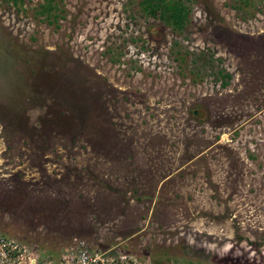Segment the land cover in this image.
<instances>
[{
	"label": "rangeland",
	"instance_id": "1",
	"mask_svg": "<svg viewBox=\"0 0 264 264\" xmlns=\"http://www.w3.org/2000/svg\"><path fill=\"white\" fill-rule=\"evenodd\" d=\"M184 1L0 0V233L264 264V0Z\"/></svg>",
	"mask_w": 264,
	"mask_h": 264
},
{
	"label": "built area",
	"instance_id": "2",
	"mask_svg": "<svg viewBox=\"0 0 264 264\" xmlns=\"http://www.w3.org/2000/svg\"><path fill=\"white\" fill-rule=\"evenodd\" d=\"M0 264H135V258L115 247L91 249L85 240L75 237L53 261L39 256L31 244L0 233Z\"/></svg>",
	"mask_w": 264,
	"mask_h": 264
},
{
	"label": "trees",
	"instance_id": "3",
	"mask_svg": "<svg viewBox=\"0 0 264 264\" xmlns=\"http://www.w3.org/2000/svg\"><path fill=\"white\" fill-rule=\"evenodd\" d=\"M136 4L144 15L157 18L174 30H181L190 17L189 6L184 0H137ZM189 112L195 118L202 114L198 105Z\"/></svg>",
	"mask_w": 264,
	"mask_h": 264
}]
</instances>
